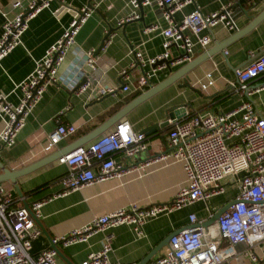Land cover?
Returning a JSON list of instances; mask_svg holds the SVG:
<instances>
[{
  "label": "crops",
  "instance_id": "0c3cea01",
  "mask_svg": "<svg viewBox=\"0 0 264 264\" xmlns=\"http://www.w3.org/2000/svg\"><path fill=\"white\" fill-rule=\"evenodd\" d=\"M12 1L14 0H0V35L4 21L1 11L12 15L19 10V8L11 6ZM19 1L25 6L29 0ZM88 1L94 5V8L80 26L75 37V44L67 53L59 73L65 74L73 64H76L84 52L95 50L106 36V30L113 27L114 30L107 37L108 43L105 48L94 58L96 59L95 67L102 70L108 85L117 90L114 94L104 98L98 97L90 100L92 84L81 93L73 92V90L62 85L50 84L26 118L25 125L17 134L15 143L11 147L0 149V162L11 170L20 169L38 161L47 154L65 149L132 100L135 97L133 96L135 92L144 91L137 88V79L142 73L139 67L128 69L130 79L125 82L129 87L128 90L123 91L120 87L124 82L120 80L118 72L131 63L130 49L132 47L139 49L145 57L154 56L163 50L161 28L167 25V20L162 15L161 7L154 1L143 5L144 20L132 19L118 25L117 20L120 17L127 15L133 9L139 11L128 0H49L48 6L42 7L28 20L21 36V44L0 62V93L7 94V99L11 103H17L19 95V90L14 89V84L27 76L33 69L35 60L41 58L49 46L62 35L69 21ZM235 1L191 0L183 4L181 10L175 11L173 17L175 20H180L183 14L195 8L207 13ZM241 2L246 6L248 0H241ZM62 4L64 5L63 8ZM263 8L264 0L249 10V14L256 15ZM230 9L236 23V29L243 27L251 19L238 11L239 6L237 5ZM150 23H156L159 27L145 32L144 27ZM234 30H229L220 24L211 27L208 30L211 42L206 50L220 44ZM204 51L196 47L193 58ZM224 51L228 53L224 54ZM170 53L171 56L177 54L173 46L170 48ZM262 53H264V18L229 43L222 51L215 53L194 67L188 73L190 87H179L178 85L182 83V79H179L133 107L120 120H127L134 131L141 132L145 127L165 120L168 109L180 104H186V114L182 119L196 113L229 111L240 104L244 94L231 90L227 81L234 77L236 68L248 64ZM185 63L173 66L172 71ZM143 69L147 70L148 66H144ZM209 71L212 72L215 82L202 90L199 83L204 81V75ZM169 74L167 68L157 71L150 78L149 85L157 84ZM262 80H264L263 77L258 81L261 82ZM148 88L149 86L145 90ZM250 98L258 111L264 115V89L252 94ZM66 106L69 107L66 109ZM58 124H72L76 127V131L61 140L51 152H44L43 144L47 135ZM115 124L103 133L112 130ZM1 128L2 121L0 120V130ZM170 128L171 123L162 129L145 134L148 148L135 157L125 158L117 155V158L125 166L134 165L138 167L144 162L147 163L142 169L132 170L118 178L85 185L67 195L56 197L45 203L38 219L49 236L52 238L65 234L87 223L94 216L111 212L129 204L136 203L146 206L171 201L185 183L182 165L180 162L172 160H155L157 154L169 149L167 135ZM66 170L64 163L55 160L18 177L16 183L22 195L17 193L9 180L1 184L11 193L16 206L24 205V202L29 203L57 191L60 188V178L66 173ZM241 175L240 173L227 176L223 181V192L211 197L206 202L199 200L169 214L147 220L143 225V237H138L130 225L122 224L111 227L105 232L93 234L87 242L76 243L67 247L58 245V248L68 262L79 264L89 252L97 251L101 247L106 236H110V259L137 264L170 232L191 226V215L194 216L197 223L203 222L211 213L216 212L232 200L238 193L235 179ZM204 229L211 231L209 238L217 237L215 223ZM49 246V238L42 232L37 239L33 240L32 252L36 253ZM165 248L166 246L161 247L151 260L161 256ZM219 249L223 253L234 251L232 264H261V262L251 261L246 253L247 246L245 244L230 246L226 240H222ZM255 251L264 260V243H259ZM58 261L67 264L59 256Z\"/></svg>",
  "mask_w": 264,
  "mask_h": 264
},
{
  "label": "built area",
  "instance_id": "2783aa9c",
  "mask_svg": "<svg viewBox=\"0 0 264 264\" xmlns=\"http://www.w3.org/2000/svg\"><path fill=\"white\" fill-rule=\"evenodd\" d=\"M154 1L161 7L167 25L161 28L163 36L162 52L145 57L139 49L132 47V61L129 66L118 72L123 91L128 90L130 74L128 69L139 67L141 75L137 79V88L145 90L150 78L157 71L185 63L193 58L195 48L206 50L211 42L208 30L220 24L229 30L236 28L231 9L224 5L219 9L204 13L195 8L175 20L173 13L181 10L183 4L191 0H142V4ZM138 8L139 0H128ZM49 0H29L22 5L19 0L11 3L19 8L12 15L1 11L4 16L0 35V62L15 47L21 44V36L28 20ZM94 5H84L64 28L62 35L52 43L44 55L35 60L33 69L27 76L14 84L19 90L17 103H11L7 94L0 93V143L11 147L19 131L24 127L26 118L41 99L50 84H57L76 93L85 91L90 82L80 84L85 75L83 64L95 67L94 50L84 52L65 73L59 69L66 55L75 44V37L82 23L87 19ZM139 11L133 9L120 17L117 24L136 19ZM159 27L150 23L145 32ZM112 31L106 30L101 50L108 43L107 37ZM177 51L171 56L170 48ZM224 51V54H227ZM253 55V53H250ZM144 66H148L144 70ZM264 53L248 64L236 68L234 77L227 81L234 92L244 97L240 104L229 110L216 113H196L182 120H169L171 128L167 135L168 151L156 155L155 160L180 162L185 174V183L171 201L150 205L136 203L117 208L111 212L94 216L87 223L65 234L54 236L51 243L63 247L87 242L93 234L105 232L111 227L128 224L138 237H143V225L160 215L169 214L196 201H208L223 192V181L227 176L242 174L236 180L238 193L232 204L215 221L217 237L209 238L211 231L201 226L185 227L172 236L164 253L146 264H232L234 251L221 252L219 246L226 240L230 246L245 244L251 261L264 264V260L255 251L259 243H264V115L251 100V95L264 89ZM212 72H206L200 82L202 90L213 85ZM69 106H66V109ZM76 131L72 124H58L43 144L44 152H51L61 140ZM148 148L143 132L134 131L127 120L118 121L112 130L99 135L86 144L61 156L58 160L65 164L66 173L60 178V188L44 197L32 200L27 206H16L11 193L0 183V264H62L52 247L32 252V242L41 234V228L34 218L41 216L42 206L56 197L67 195L85 185L118 178L138 167L125 166L118 157L133 158ZM191 224L197 223L190 216ZM201 222H199L200 224ZM110 236H106L97 251L89 252L79 264H128L111 260Z\"/></svg>",
  "mask_w": 264,
  "mask_h": 264
},
{
  "label": "water",
  "instance_id": "95a60500",
  "mask_svg": "<svg viewBox=\"0 0 264 264\" xmlns=\"http://www.w3.org/2000/svg\"><path fill=\"white\" fill-rule=\"evenodd\" d=\"M142 0H139L138 4V10H139V16L136 19L144 20V10H143V5L141 3ZM262 0H255L251 1L248 0L247 5L245 6L241 0H236L234 3H230L227 6V9L237 5L239 6L238 11H241V13L245 14L248 18H251L249 22L244 25L243 27L236 29L232 32L231 35L228 36L224 41H222L220 44L215 45L214 47L205 50L198 56L192 58L191 60L187 61L185 64H183L181 67L178 69L172 71L171 67H167V70L170 72V74L163 79L162 81L158 82L155 85L150 86L149 88L141 92L139 95L135 96L132 100H130L128 103H126L124 106H122L118 111H116L112 116H110L108 119H106L103 123L98 125L96 128H94L92 131L87 133L85 136L77 139L74 141L72 144H70L68 147H66L63 150H59L50 154L45 155L41 159H39L36 162H33L30 165H27L25 167H22L17 170H11L7 167H5L1 162H0V183L9 180L15 187L17 193L19 195L21 194V191L19 189L18 184L16 183V179L18 177H21L25 174H28L36 169H39L55 160H58L61 156L73 151L77 147L89 142L90 140L94 139L98 135L102 134L105 132L109 127H111L113 124L117 123L118 120L123 118L133 107L137 106L144 100L148 99L152 95H154L156 92L160 91L161 89L167 87L168 85L174 83L175 81L182 79V83H180L178 86L179 87H190V78L188 76V73L196 67L198 64L203 62L204 60L210 58L212 55L215 53L222 51L229 43L240 37L242 34H244L246 31H248L252 26H254L256 23H258L261 19L264 18V8L258 12L256 15L249 14V10L257 6ZM87 5H90V2H87ZM62 8L64 5H61ZM80 12V11H77ZM234 16V15H233ZM127 22V21H126ZM125 22V23H126ZM123 24V23H122ZM114 30L113 27H109V32ZM107 36V35H106ZM105 36V37H106ZM104 37V38H105ZM104 40V39H103ZM103 46V41L101 44L94 50L93 52V57H96L99 52L101 51V48ZM83 70L85 71L84 77L81 79L80 84H83L85 82H90L92 84L93 89L91 91V96L90 100H94L96 98H104L108 95L114 94L116 92V88H113V86L108 85V81L105 78V75H103L102 70L98 67H92L89 64H83ZM123 85L121 84L120 87ZM74 92V91H73ZM185 105L186 104H180L173 106L168 109L167 114H166V119L158 122V123H153L152 125H149L145 127L141 132L144 134H148L149 132L153 130H158L164 128L166 125L169 124V120H181L186 112H185ZM3 148V145L0 143V149ZM168 149L164 150L161 153L167 152ZM158 155V154H157ZM236 199H232L228 201L222 208L217 210L216 212H213L209 215V217L201 222L200 224H192L191 226L198 225L201 227L206 228L207 226L215 223L216 219L224 212L226 211L232 204L236 203ZM28 203L24 202V206H27ZM36 224L41 228L42 232L46 234L49 238V241H51V237L49 234L46 232V230L43 228L41 225V222L39 221L38 218H34ZM190 227V226H187ZM182 229H178L175 231L170 232L167 236H165L160 242H158L147 254L144 258H142L137 264H146L149 261H151L152 257L156 252L163 246H167L170 238L177 234L179 231ZM50 247L54 248L58 254L59 257H61L67 264H71L68 262V260L65 258L63 255L62 251L58 248L56 244H52L50 242Z\"/></svg>",
  "mask_w": 264,
  "mask_h": 264
},
{
  "label": "trees",
  "instance_id": "16d2710c",
  "mask_svg": "<svg viewBox=\"0 0 264 264\" xmlns=\"http://www.w3.org/2000/svg\"><path fill=\"white\" fill-rule=\"evenodd\" d=\"M140 93V91L135 92L133 96H137Z\"/></svg>",
  "mask_w": 264,
  "mask_h": 264
}]
</instances>
